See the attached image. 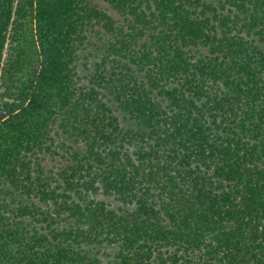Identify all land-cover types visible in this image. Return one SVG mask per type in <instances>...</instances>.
Returning a JSON list of instances; mask_svg holds the SVG:
<instances>
[{
    "label": "trees",
    "instance_id": "obj_1",
    "mask_svg": "<svg viewBox=\"0 0 264 264\" xmlns=\"http://www.w3.org/2000/svg\"><path fill=\"white\" fill-rule=\"evenodd\" d=\"M0 264H264V0H0Z\"/></svg>",
    "mask_w": 264,
    "mask_h": 264
},
{
    "label": "rangeland",
    "instance_id": "obj_2",
    "mask_svg": "<svg viewBox=\"0 0 264 264\" xmlns=\"http://www.w3.org/2000/svg\"><path fill=\"white\" fill-rule=\"evenodd\" d=\"M101 54L100 50H98V47L94 45H87V48L82 50L78 59V70L81 75L86 74L88 72V69L92 68V64L98 59ZM108 201H112L111 199H108ZM113 204H115L113 202ZM108 252L111 251V249H107ZM109 258L106 257V260Z\"/></svg>",
    "mask_w": 264,
    "mask_h": 264
}]
</instances>
